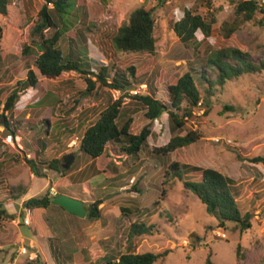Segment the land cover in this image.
I'll return each instance as SVG.
<instances>
[{
  "label": "rangeland",
  "instance_id": "1",
  "mask_svg": "<svg viewBox=\"0 0 264 264\" xmlns=\"http://www.w3.org/2000/svg\"><path fill=\"white\" fill-rule=\"evenodd\" d=\"M161 1L163 3L158 6ZM219 1L214 0V4L217 6ZM258 2L263 4L264 0ZM43 3L44 0H11L6 15H0V88H6L8 93L16 86L18 80L25 78L27 68L34 69L31 61L34 53L38 52L32 48L33 53L27 57L21 54V48L23 44L35 47L36 36L32 35L29 26ZM194 3H197V0H86L87 16L85 20L78 18L73 22L72 28L74 32L82 28L84 41L77 37L76 32L66 35L71 31L70 27L59 42L58 46L64 53L68 49L69 51L73 49L84 58L87 53L94 72L102 64L108 69L109 77L116 72L119 76L125 75L130 81L131 87L125 90L103 87L101 91L92 92L88 97L95 98L98 106L106 107L111 99L121 96L123 110L128 108L129 113L126 111V114L132 117L129 130L133 134H137L148 120L144 116V106L127 95H132L131 90L141 89V84H146L145 90L141 89L142 93L155 88L157 92L155 97L167 103V86L172 79L186 72L188 63L196 56L193 53L195 48L197 55L200 56L206 48L233 46L247 51L254 62L264 60V25L257 23L261 14H257L250 21H239L238 29L228 37L221 32V25L224 22H231L234 18V6L230 1L222 2V9L217 12L216 23L213 24L208 37L198 31L189 46L181 43L169 27L168 16L173 14L174 20H177L182 15L183 9ZM142 4L157 7L154 15L156 38L154 52L114 51L110 42L111 36L126 14ZM198 5L201 8L200 12L203 13L204 4ZM73 19L74 17L71 18V22ZM130 67L134 69L133 76L128 70ZM83 87H85L83 78L74 71L64 72L52 80L38 81L34 88L20 93L12 109L10 120L13 125L18 124L19 127L16 129L18 135L14 138H10L8 133L2 135L0 126V139L7 146V148L1 147L0 151L12 152L11 159L3 163L0 170V184L3 183L0 185V200H4L1 209L6 210L7 214H13L14 218L18 213L19 217H22L21 223L25 217L28 218V222L24 225H18L16 219L15 225L9 215L6 213L0 215V247L5 245V250H8L9 244L27 246L30 238H33L29 229L31 221L34 217H38V220L40 217L42 220L45 218L48 220L47 222L45 220L44 224L53 232L51 236L60 241L59 244H55L60 250L58 257L70 253L77 264H106L110 260L116 261L120 254L127 252L129 244H132L134 253L145 251L159 253L166 250L163 259L153 264H204L207 256L213 264H264V164L250 161L255 156H264V70L243 74L237 80L226 82L223 88L218 89L210 98H206L202 92L203 99L198 103V107L193 109L194 118L188 119L185 123L186 128L201 131L200 140L178 148L168 156L153 158L149 153L152 149L166 144L173 135L168 127L167 113L162 112L153 120L152 133L147 139V151L140 150L138 157L117 152L115 146L108 143L105 152L109 157L103 155L92 158L91 165L87 166L86 163L87 167L82 174L76 173L77 164L81 166L79 161L64 174V163L60 157L58 159L61 162L57 165L60 166L61 171L52 169L48 165L36 166L40 175L47 174L42 172L43 167H46V170L49 168L55 171L60 179L66 175H71L72 178L73 176L80 178L84 175L91 177L88 187L92 188L93 194L91 189L86 188L87 186L86 191L84 186L78 189L80 194L90 193L85 197L87 201L94 196L99 197V202L105 204L101 207V217L96 218V221L95 218L84 217L87 225L94 224L90 229L91 233L97 229L101 232V240L94 245L84 244L85 240L81 236H77L76 240L79 244H75L70 237L71 234H68L69 230H64V225H58L57 231L56 223L48 215L49 210L56 207L48 206L45 213L38 214L37 211L40 209L26 204L30 196L28 197L25 191L32 186L29 180L30 168L26 165L25 158L29 157L26 154L31 153L33 136H37L33 132L30 133L29 127L36 128L39 121L50 116V113L46 114V112H49L53 106L56 111L51 113V117L58 115L59 119L62 118L65 108L69 109V107L65 105L61 108L58 101L63 99L64 103L68 104ZM52 92L56 94L54 105L48 103L52 96L49 94H53ZM1 95L2 110L5 95ZM82 101L80 99V102ZM224 105L235 108L233 111L221 113ZM207 108L208 111L204 115L203 112ZM122 117L123 115H120V118ZM59 124L61 120H53L52 132L62 139V136L69 131L63 133L62 129L56 126ZM32 133L33 135L30 136ZM47 141L48 150H50L48 146L52 144L58 147L55 138H49ZM64 150L70 151V148L59 146L56 154H64ZM38 151L40 160L47 162L56 159L42 156L43 149L38 148ZM237 154L240 155V160L236 158ZM170 162L212 168L232 178L237 188L235 199L240 212L253 214L250 218V228L240 232L231 222L218 226L216 219L205 211L197 197L184 189L182 181H170L164 174ZM185 175L193 178L195 174L187 170ZM94 178L98 185L93 182ZM38 179L42 183L46 181L44 176H39ZM36 181L37 179L33 182ZM53 183L52 186H55V180ZM55 189L63 192L65 187H55ZM78 189L75 191H79ZM163 189L165 191L162 197ZM47 191L45 189L36 194L32 190L31 196L40 197ZM14 197L16 200H13ZM18 198L20 201L17 200ZM89 204L91 203H86V206ZM134 220L154 224L157 231L129 240V226ZM32 229H34L33 225ZM191 233L199 237L195 247L192 246ZM99 235L96 232L92 233L91 237L95 239ZM45 244L44 240H39L38 245ZM36 245L34 244L35 247ZM237 246H239L238 255ZM3 256L4 253L0 252V257ZM0 263L5 264L6 260Z\"/></svg>",
  "mask_w": 264,
  "mask_h": 264
},
{
  "label": "trees",
  "instance_id": "2",
  "mask_svg": "<svg viewBox=\"0 0 264 264\" xmlns=\"http://www.w3.org/2000/svg\"><path fill=\"white\" fill-rule=\"evenodd\" d=\"M224 1L232 2L234 6L233 20L224 22L221 25V32L225 37L238 29L237 24L240 23L239 21H250L257 14H261V18L258 19L257 23L264 25V3L259 4L258 0H220L217 6L214 4V0H197L198 4L203 3L205 6L203 13L200 12V6L194 3L192 6L184 8L182 15L177 20H174L173 14H169V27L181 43L189 46L195 39L196 32L199 31L205 37L209 36L213 24L216 23L217 12L222 9L221 4ZM10 3L11 0H0V15H6ZM162 3V1L158 3V6ZM156 9L155 5L150 4H142L131 9L121 21L116 32L111 36L110 42L114 51L118 53H153L156 42L154 35ZM86 16V0H44L33 18L31 26H29L32 35L36 36L35 47L23 44L21 48V54L27 57H30L33 53L32 48H35V51L38 52L37 54L34 53L31 61L34 64V69L27 68L25 78L18 80L16 86L9 90V93L6 88H0V95H5L3 108L0 109L2 135L8 133L12 138L18 135L16 133V129L19 127L18 124L13 125L10 120L12 109L18 101L20 93H23L26 89L34 88L38 81L52 80L68 71L78 73L84 80L85 88L77 93V97L72 102L73 109L78 103V98L88 97L99 86L118 90L131 87V83L125 75L119 76L114 72L109 77L108 69L102 64L94 72L90 64L91 59L87 58V53L84 58L80 57L78 52L73 49L71 51L68 49L64 53L59 48V42L70 27L71 31L66 35L76 32L77 37L84 41L82 28L77 29L75 32L72 28L74 26L73 22H76L78 18L85 20ZM72 17L74 19L71 22ZM193 53L196 56L188 63L186 72L180 77L172 79L167 86V103H163L155 97L157 93L155 88H150L147 93L127 95L145 108L144 116L148 122L142 126L137 134H133L129 130L132 117L127 116L126 111L123 110L122 97L119 96L114 99L112 96L113 100L110 98L111 102L100 111L96 121L85 128L78 144V151L93 159L103 155L109 157V154L105 152V148L110 143L117 149L115 151L127 156L138 157L140 150L147 149V139L152 133L153 120L158 118L162 112H166L168 127L173 135L166 144L152 149L149 153L153 155V158L154 156H168L174 150L200 140L201 131L186 128L185 123L188 119L194 118L193 109L197 108L198 103L203 99L202 92L206 98H210L217 93L218 89L223 88L226 82L237 80L243 74H252L264 70V60L254 62L247 51H242L233 46L216 49L206 48L200 56L197 55L198 52L195 48ZM128 70L133 76L134 69L130 67ZM49 95H52L49 98L52 100L56 94ZM234 108L230 105H224L221 113L233 111ZM207 111L208 108L204 110L203 114L206 115ZM120 115H123V117L120 118ZM49 122L48 119L44 118L42 123L40 121L37 123L36 128L29 127L30 133L33 132L37 136L32 138L31 148L33 152H31V156L25 158V163L35 176H40L36 170V162L39 158L37 148L41 147V143L46 142L50 136ZM119 122L121 123L119 124ZM39 123L41 132L36 134L35 130H37ZM181 132L184 133L179 135ZM1 147L7 148L0 139ZM10 151L8 153L3 150L0 151V170L2 164L11 159L10 153L12 152ZM235 156L238 160L241 159L240 155ZM250 161L264 164V156H255ZM58 163H60L58 158L47 160V162L41 160L40 162L41 166L46 164L52 169L61 171L60 166L57 165ZM187 170L195 174L193 178H188L185 175ZM164 174L170 181H182L184 189L197 197L199 202L203 204L205 211L216 219L218 226H224L227 222H231L235 224L240 232L250 228V218L253 214L251 212L244 214L240 212L235 199L237 188L232 178L212 168H201L178 162L168 163ZM0 185H3V183ZM164 191L163 189L161 192L162 197ZM13 200H16V197ZM3 202L4 200H0V215L6 213V210L1 209ZM99 203L97 201L88 205L90 212L86 217H99L97 208ZM26 204L36 209L47 208L50 206L49 195L45 193L40 197H31ZM7 215L14 219L13 214ZM153 225L134 220L129 226L128 239L132 240V238L140 237L143 234L157 231ZM190 235L193 238L192 246L195 247L199 242V237L195 233ZM238 251L239 246L236 250L237 255L239 254ZM165 253L166 250L159 253L150 251L134 253L132 244H129L127 252L120 254L116 261L115 259L110 260L106 264H153L157 260L163 259ZM37 258H39V255ZM20 264L46 263L38 259L35 261L25 259ZM204 264H213L209 256L205 258Z\"/></svg>",
  "mask_w": 264,
  "mask_h": 264
},
{
  "label": "crops",
  "instance_id": "3",
  "mask_svg": "<svg viewBox=\"0 0 264 264\" xmlns=\"http://www.w3.org/2000/svg\"><path fill=\"white\" fill-rule=\"evenodd\" d=\"M85 88V87H83ZM103 87L99 88L97 87L93 92H99L102 90ZM27 92H25L26 94ZM77 97V96H76ZM100 97V96H99ZM98 97V98H99ZM108 97H106L107 99ZM75 97L71 98L70 101L68 102V104L64 103L63 99H60L58 102V105L61 106V108H64L65 105L66 107L68 106L69 109L64 110V113H62V115H64L62 118H58V115L55 117H51V113L54 110V103L56 102V99H49V104H53L51 105L52 108H50L49 112H46V110H44L47 113H50V116H47L45 119H48L49 122V133L50 136L49 138H55V142L58 143L57 146H66L67 142L72 138V134H76V135H81L83 134L84 130L86 127H88L89 125H91L92 123H94L96 121V119L99 116L100 111H102L105 107H100L98 106L97 103H95V98L93 97H84L81 98V100H83L82 102H80V99L78 98V103H77V107L73 109V104H71L72 100H74ZM100 102H102V100L99 98L98 99ZM103 103V102H102ZM57 104V103H56ZM125 111H127L129 113V109L127 108ZM132 111V110H130ZM70 113V114H69ZM69 114V115H66ZM57 119V120H61V124L56 125L57 128L62 129V132L64 133L65 131H69L67 134H64L62 136V139L60 138V136L58 134L53 133V120ZM43 120H41L40 122L42 123ZM40 127V123L39 126ZM42 137V136H41ZM48 138V139H49ZM46 143H49L48 141L41 143L42 146L39 147L40 149H43V156L45 157H50L51 158H61V160L63 161L62 163H64V167L66 168H71L74 163H76L77 161L80 162L81 166L79 164H77V169H76V173L80 172L82 174L83 170L88 166L91 165L93 159L89 158L87 155L82 154L81 152H76V148H73L71 150V158H67L64 159L63 157L65 156L64 154H66L67 152L70 151H65L64 154L61 155H57L56 151L58 150V147H55L54 144L48 146V148L50 150L47 149V145ZM44 146V147H43ZM22 148V147H21ZM38 150V148H37ZM36 152V149H35ZM56 154V156H55ZM28 155V154H27ZM60 160V162H61ZM41 162L40 159L37 160V165H39ZM86 163L87 166H86ZM44 166V165H43ZM69 169L67 171H64V174H66V172L69 171ZM42 172H47V174L44 175L46 181L45 182H41L39 181L38 177H35V179H37L36 183H34L33 181L35 180L33 175L31 174L30 171V184L32 186H30V188L26 189V193L27 196L31 197V195L33 194L31 191L34 190V193L39 194L40 192H42V190L47 189L48 192L50 191L51 188H53L55 190L56 193H60V194H65V195H70L72 197H75L76 199L82 201L84 204L86 203H93V202H97L99 201L98 199H100L99 197H94L91 198L90 200L88 199V201L86 200V196L89 195L88 194H80V189H78V187H82L84 186V191H86V188H89L92 190V188L88 185H90L89 180L91 177L88 176H80V178H77L76 176L73 178L71 177V175H66L64 176V178L60 179L57 177V175L55 174V171L50 170L49 168L46 170V167H43ZM68 176V177H67ZM57 179V180H56ZM55 183V186H52V184ZM93 182L95 183V178L93 179ZM96 185H98L97 183H95ZM50 188H49V186ZM87 186V187H86ZM55 187L57 188H64L65 190L63 192H59L58 190L55 189ZM86 187V188H85ZM75 189H78L79 191H75ZM90 191V190H89ZM92 194H93V190H92ZM22 198V197H21ZM104 198H106L104 196ZM20 201V198L18 199ZM101 205H98V210L100 213V216L97 218H100L102 215V210L101 207L105 206L104 203H99ZM56 208H52L51 210H49L48 215L50 216V218L52 220H54L55 227L58 229V225H64V230L68 229V234H71V239L74 241L75 244H79L78 241L76 240L77 236H81L82 238H84V244H98V241L101 240L100 236H101V232H99L100 230L97 229L95 231H93L92 233H99V237L92 239L91 237V228L94 227V224L92 226L87 225V222L85 221L84 217L80 218L71 214H68L65 210H63L62 208L55 206ZM47 210V209H46ZM45 209H40L37 211V213H45L46 212ZM120 211H122V209H120ZM104 215V214H103ZM16 216L19 217V214L16 213ZM40 216V215H39ZM43 216V215H42ZM22 218V217H21ZM46 222L48 221L45 218ZM45 220L40 219L38 220V217H34L33 221H31V225L29 227L30 229V233L33 234V238H30L29 240V246H33L35 252L39 255V260L41 262H45L46 264H77L75 263V259L72 258V254H66L65 256H61L58 257V254L60 253V250H58L56 248L55 244H59V239L54 238L51 236V233H53L52 231H49L47 228V226L44 224ZM98 220V219H97ZM94 221H96V218L94 219ZM16 225V220L13 221ZM50 224V223H48ZM32 225L34 227V229H32ZM42 225L44 226V228L42 229ZM41 230V231H40ZM67 232V231H64ZM44 240L46 242V246L45 245H38L39 244V240ZM22 243V241H21ZM31 243V244H30ZM34 244H37L36 247L34 246ZM106 257L103 256V259H105ZM108 262V261H107Z\"/></svg>",
  "mask_w": 264,
  "mask_h": 264
},
{
  "label": "clouds",
  "instance_id": "4",
  "mask_svg": "<svg viewBox=\"0 0 264 264\" xmlns=\"http://www.w3.org/2000/svg\"><path fill=\"white\" fill-rule=\"evenodd\" d=\"M141 86H144L145 88H146V84H141ZM145 88H141V89H143V90H145ZM141 89H133V90H137V93H135V94H143V93H147V92H141ZM133 90H131V91H133ZM130 91V92H131ZM132 93V92H131ZM135 94H133L132 93V95H135ZM130 95V94H129ZM131 95V96H132ZM114 99H115V97H114ZM41 131L39 130V127H37V131H36V134H39ZM17 136V135H16ZM16 136H14V137H16ZM20 136V135H19ZM43 136V135H42ZM80 136V137H79ZM79 137V138H78ZM10 138H11V135H10ZM49 138V137H48ZM80 138H81V135H73V137L67 142V147L68 148H70V152H67L66 154H64V155H71L70 153H71V150L73 149V148H76L77 150H78V144H79V141H80ZM20 149H22V148H20ZM31 152H33L32 151V148H31ZM80 152V151H79ZM41 155L43 156V152L41 153ZM26 156H31V153L30 154H26ZM64 158V157H63ZM27 165V164H26ZM40 165V164H39ZM36 166H37V162H36ZM43 166V165H42ZM44 166H47L46 164L44 165ZM29 167V166H28ZM30 168V167H29ZM65 170H66V168L65 167H63ZM68 169V168H67ZM37 170V169H36ZM30 171H31V174L33 175V177L35 176L34 174H33V172H32V170L30 169ZM38 171V170H37ZM39 173V172H38ZM40 176H44V175H40ZM35 177H39V176H35ZM46 193H48V195H49V199H50V197L51 196H53L54 194H56V192H55V190L53 189V188H51L50 189V191L48 192H46ZM60 194V193H59ZM68 196H70V195H68ZM31 197H36V196H31ZM31 197H29V198H31ZM70 197H72V196H70ZM28 198V199H29ZM72 198H75V197H72ZM19 199V198H18ZM17 199V200H18ZM76 199V198H75ZM50 201V200H49ZM82 202V201H81ZM83 203V202H82ZM94 203V202H93ZM93 203H91V204H93ZM84 204V203H83ZM90 205V204H89ZM50 206H54V204H52L51 202H50ZM55 206H57V205H55ZM84 206H85V208H88V205L86 206V204H84ZM58 207H60V206H58ZM60 208H62V207H60ZM44 209H46V208H44ZM63 209V208H62ZM89 209V208H88ZM64 210V209H63ZM89 212H90V210H89ZM69 214V213H68ZM89 214V213H88ZM88 214H86V215H88ZM72 215V214H71ZM86 215H84L83 217H86ZM75 216V215H74ZM99 216H100V213H99ZM83 217H81V218H83ZM18 220V225H20V224H22V225H24V221H23V223H21L20 222V220H21V217H16V218H14L13 219V221H15V220ZM10 245V249H8V250H5V248H4V246L5 245H2L1 247H0V252H3L4 253V256L3 257H0V262H2L3 260H6V263L5 264H20V262H22L24 259H26V260H28V261H35L36 259H38L39 260V258H37L38 257V254L35 252V250H34V247L33 246H29V245H27V246H24L23 244H9ZM21 249H25L26 250V253H21ZM29 254H31V255H34L35 257L32 259V260H29L28 259V255ZM1 264V263H0Z\"/></svg>",
  "mask_w": 264,
  "mask_h": 264
},
{
  "label": "water",
  "instance_id": "5",
  "mask_svg": "<svg viewBox=\"0 0 264 264\" xmlns=\"http://www.w3.org/2000/svg\"><path fill=\"white\" fill-rule=\"evenodd\" d=\"M71 157L72 155H65L64 159ZM49 200L52 204L62 207L67 213L80 218L89 213V209L85 208L84 204L80 200L65 194L56 193L51 196Z\"/></svg>",
  "mask_w": 264,
  "mask_h": 264
},
{
  "label": "built area",
  "instance_id": "6",
  "mask_svg": "<svg viewBox=\"0 0 264 264\" xmlns=\"http://www.w3.org/2000/svg\"><path fill=\"white\" fill-rule=\"evenodd\" d=\"M141 88H145L144 86H140ZM133 94H135V93H137V90H133V91H131ZM24 223H27L28 222V218L27 217H25L24 218ZM21 253H26V250L25 249H21ZM35 256L34 255H31V254H29L28 255V259L29 260H32L33 258H34Z\"/></svg>",
  "mask_w": 264,
  "mask_h": 264
}]
</instances>
